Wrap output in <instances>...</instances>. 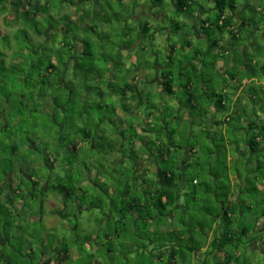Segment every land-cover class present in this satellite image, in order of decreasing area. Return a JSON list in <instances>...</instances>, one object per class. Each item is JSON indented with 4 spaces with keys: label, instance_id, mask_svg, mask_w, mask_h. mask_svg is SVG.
Listing matches in <instances>:
<instances>
[{
    "label": "rangeland",
    "instance_id": "rangeland-1",
    "mask_svg": "<svg viewBox=\"0 0 264 264\" xmlns=\"http://www.w3.org/2000/svg\"><path fill=\"white\" fill-rule=\"evenodd\" d=\"M46 1L48 3H45ZM170 1L162 0L163 3L160 2L162 5H159L160 3H154V0H87L86 3H82L84 5L81 4V7L73 8L69 5V0H33V5L27 9L31 18L29 21L23 20L21 12L16 14L15 19H12L6 10H0L2 11L0 12V53L3 54L1 58L8 67L5 69L0 65V94L11 92V96L4 95L8 98V104H0V236L3 238V243L0 245V259L3 260L0 264H4L3 262L7 259H16L20 264H37V259L43 253L42 246L47 251L55 249L50 256L57 260L59 253L66 248H77L80 242L84 241V237L88 238L92 250L86 255L78 254L76 260L67 264H166L168 258L163 256L160 261L158 255L159 252L165 251L162 245L169 240H175L182 249L181 256L176 255L175 264H203L206 259L211 260V256L208 255L209 252L205 253L206 251L200 250L208 242V238L204 237L197 228L196 221L203 219L201 209L215 208L216 204L215 206L212 204L222 198L223 188L227 187L228 183L230 192H232L231 189L235 184L237 186L238 179L244 185H248L242 191L241 200L247 199L250 207L257 203H255L257 196H264V150L258 154H250L249 150L244 147V132L240 137L238 131L240 126L237 124L239 117L235 116V113L231 116L230 123L223 125L221 122L225 113L229 110L233 111L230 99L232 90L238 86V83L242 86L240 99L246 101L247 108L246 111H242L243 106H240L238 102L233 106L238 112H244L242 118L254 122L258 102L264 103V75L259 68L264 64V26L262 30L256 32V45L245 51L246 62L242 63L247 66L248 73L245 74L242 67L238 68L239 62L237 61V66L223 75L221 70V72L215 71L212 68L214 50L206 49L203 42L196 40L192 26L183 27L182 30L177 31L178 35L188 37L189 48L185 46L184 36H173L175 34L173 28L176 24H181L183 14L175 13L170 8ZM172 1L175 2V0ZM236 1L238 4L242 2V0ZM248 1L252 3L247 11L249 19L255 17L253 13H256L257 8L263 7L264 2ZM194 4L205 10L202 16L204 19L213 22L214 12L210 10L213 7L211 0H194ZM2 6L0 5V8ZM141 8L147 10L150 8L149 10L156 13L164 11L166 17L162 22L150 18L152 26L148 36L139 41V29L133 21V16ZM34 15L37 17L33 18ZM145 18L147 17L143 16L142 20ZM60 26L64 27L65 35H62ZM250 27H252V22H250ZM57 28L59 31L56 35L45 36L46 30H48L47 33H53V30ZM130 28L132 30H129ZM164 29L166 32L168 30L173 33H170L167 38ZM123 31H126V39L122 35ZM204 34L212 42L215 28H205ZM72 36L81 42L82 46L85 41V47L83 46L82 51L76 54L77 68L74 61L67 63L68 56L72 53L69 51L70 44H74ZM228 39L229 37H221V40ZM169 43L175 45L170 65L166 62L165 52ZM245 43L243 35L240 39H236V45L245 46ZM131 44L132 46L135 44L136 47L141 45L133 54L130 53L134 60L121 53L123 48ZM30 54H33V57L34 54L41 57L43 62L52 61L61 73L65 71L66 66L68 69L63 79L66 89L57 85L60 73L58 74L56 70L50 74L42 72L41 79L44 84H38L41 80L36 81L37 71L21 72V67H24L23 62L11 68L14 57L18 56L21 61V59L28 58ZM240 58V61L243 60V57ZM195 60L199 63L198 65L189 64ZM154 66L159 67V72L163 67L164 71L170 66L167 69L172 75V82L180 87L175 96L152 91L154 85L142 88L146 83L144 73L147 72L148 75L154 77L156 68ZM165 74L167 72L159 75ZM233 74L239 77V82L236 81L234 84L230 80ZM241 76L244 82H240L243 80ZM21 77L24 78L22 84L19 83ZM187 79H190V82H187ZM187 83H190L191 89L199 96V99L202 93L200 87L203 84L205 97H211L212 100H196L198 104L194 107L193 103L188 100V90L184 88ZM134 84L141 86V88L137 87L139 92H145L138 93V99L141 100H137L136 107L129 106V110L123 112L120 109L125 114V118L119 117L121 115L114 109L118 110L120 100H114V96L118 95V88H124L126 85L131 86L137 94ZM21 92L27 93L24 94V100L20 102L15 95ZM112 92H114L113 95H111ZM213 94H223L226 102L225 106L216 108L214 112L212 107L205 106L209 101L213 106ZM2 96L1 94L0 103ZM84 96L86 102L85 106H82L84 102L81 98ZM248 105L254 107H248ZM51 107L55 109L50 110ZM136 109L142 116L135 115ZM151 112L155 117L151 118L147 124L145 117ZM186 113L189 115L187 118L184 117ZM81 114L83 117H80ZM176 114L183 116L184 121L180 123L181 132L175 133L172 137L173 145H168L166 138L168 136L160 120L170 122L173 117H177ZM262 117L260 119L264 121V116ZM214 118L218 122L212 126L210 120ZM167 125L168 132L178 129L173 120ZM96 126L106 133L103 138L110 140L108 142L112 141V144L120 141L118 132L124 136L126 140L124 146L128 148L124 152L127 157L124 160L127 166L125 169L114 164L118 157L116 154L111 155L112 163L109 162L110 166L105 168L106 166L102 163V153L109 152V149H106L108 142H103L102 138L93 135V129ZM84 128L90 130L97 145L95 150L89 154L82 152L78 158L85 164L89 157L95 158L94 163L87 166V170L83 169L84 171H98L102 176L101 191L92 186L79 187L82 169L80 170L76 164L71 162L69 154L64 156L63 153H57L56 142L58 140L64 138L62 144L68 146V142L81 136L79 131ZM138 129L148 130L149 136L142 139L141 136L135 135ZM130 138L135 139L134 145L145 152L154 151L155 153L160 148L159 141L163 146L168 145L166 147H169L171 153L167 162L162 163L159 157L156 158V162L166 171L183 175L185 187L181 202L187 205V208L185 213L178 211L175 216L176 220L179 218L183 220L178 229L183 235V240H179L172 233H160L162 216L149 218L145 211H141L139 212L140 219L134 225H130V215L125 211L120 214L121 210L127 208L128 201L122 203L121 199L113 196L112 193L115 190L116 193H120L125 185H128L130 197L134 194L132 185L129 183L130 179L128 180L130 178L129 168L131 176L133 173L131 168L133 163L130 159L132 157L133 160L134 154L129 151V145H132L129 143ZM234 146L239 151L236 152L233 149ZM184 153H187V157ZM44 158L54 159L56 164L50 170L43 168L36 171L38 174L28 168L33 162H40ZM182 163L184 167L186 166L185 168L181 167ZM253 163H257L258 169L255 165L252 167ZM20 171L24 173L23 176L30 175L39 182L41 179L44 182L48 180L50 188L48 195L44 194L46 200L51 199L54 202L55 195L52 194V186L65 184L67 188L64 190L70 189L73 192L64 199L66 208H63L58 197L55 208L52 207L50 210L45 209L40 198L33 199L29 203L25 201L14 204L15 201L12 200L13 205H10L12 187L8 186L7 182L9 179L16 181ZM67 177L72 180L73 185H67ZM25 178L21 179L28 187L29 183H25L27 182ZM193 179L197 181L195 184ZM13 184V188L18 190L22 196L26 187L22 185L20 190L15 183ZM74 185L78 187L74 188ZM254 185L256 191L253 189ZM110 186L114 188L110 192L111 195L108 194ZM238 189L235 187L233 192L238 193ZM37 191L41 192L40 189ZM77 192L80 196H77ZM84 193L87 194L86 197H83ZM73 194L80 200L82 208L78 215L73 214L76 209L72 202ZM110 201L114 204L112 207ZM261 201L263 202L256 208L257 213L264 210V199ZM82 205L86 207V210ZM94 205L98 208L92 207ZM235 206L239 212L240 206L237 204ZM254 208L242 209L246 218L244 223L250 227L253 226ZM118 210H120L119 213ZM60 211L61 216L68 215L64 217V220L58 215ZM150 214L156 216L158 213L151 210ZM164 222L166 223L164 225L169 228V223L165 220ZM260 224L261 222L258 221L256 226ZM213 227L215 228V225ZM234 227L238 229L237 224H234ZM133 228L135 232H131ZM92 236L96 238L92 239ZM129 242H132L133 246L128 244ZM150 242H152L151 245ZM94 247H96L95 250ZM31 248L33 249L32 255L28 253ZM3 254L5 258L1 257ZM180 257L183 259L181 260ZM243 257L244 262L242 263ZM237 264H264V256L262 253H253L242 248Z\"/></svg>",
    "mask_w": 264,
    "mask_h": 264
},
{
    "label": "crops",
    "instance_id": "crops-1",
    "mask_svg": "<svg viewBox=\"0 0 264 264\" xmlns=\"http://www.w3.org/2000/svg\"><path fill=\"white\" fill-rule=\"evenodd\" d=\"M16 1L17 0H5L3 2L2 1L0 2V4L1 3H5V2L7 3L6 11H7V13H9L10 18H12V19H15L16 18V14H18L20 12L21 13H27V9L29 7V6H26L27 2L25 0H18L19 3H20V7L16 9L15 8ZM86 1L87 0H69V5L72 6L73 8H75L77 6L81 7V4L82 3H86ZM158 1L162 2V0H158ZM211 1L213 2V7H211L210 10L214 12V17H215L216 3H215V0H211ZM256 1H258V0H256ZM259 1L260 2L261 1L264 2V0H259ZM45 3H48V2L46 1ZM162 3L159 4L158 2H156V4H159V5H162ZM170 3H171L170 4V8H172L173 11L176 13V0H175V2H173L171 0ZM251 4L252 3L250 1H248V0H242V2L240 4H238L237 1L234 0L233 8L226 9L225 14H224V16L228 17L231 20V22L225 28L224 31H219L215 27V23L214 22H213L212 25H210L212 22L203 24L202 23L203 21H207L206 19H204L202 17L203 14L205 13V10L203 8L195 6V5L191 6V10L189 9L191 11L190 13H188V12L182 13L183 17L181 18L182 20L180 21L181 24H176L175 25V27L173 28V31H174L175 34H173V36L174 35L175 36H184V38H185L184 39L185 40V46L187 48H189L190 47V43L188 42V37H186V35H178L177 31H179V29L182 30L183 27L192 26V28L194 29V35H195L196 40L203 42L204 45H206L205 47H207L206 49L210 48V49L214 50L215 56L217 57V59L213 60V69H215V71L216 70L217 71L221 70L222 74L224 75L226 73V71H228L231 68L237 66V64H238L237 61H238L239 62L238 68L242 67L244 73L246 74V72L248 73L247 66L245 65V63H242V62H246L245 61V57H247V55L245 56V53H246L245 51L248 48L252 49V47L256 45V35H257L256 32H257V30H262L263 26H264V6L260 7V8H257L256 13L255 12L253 13V15L255 14V17H253V18L251 17L249 19L247 18V11H248L249 5H251ZM82 5H84V4H82ZM153 6L154 5H152V7ZM193 7H195V9ZM149 9L150 8H148V10L144 9V8H141V10H139L137 12V14L133 16V21L136 22L137 27L139 29L138 30V38H139L138 40L139 41H140L141 38L145 39L148 36V32H149V30H150V28L152 26L150 18L151 19H155L158 22H162V20L166 17L164 15V11L156 13L155 11L149 10ZM83 11L87 12L84 9H83ZM39 15H42V14H39ZM141 16L142 17L144 16V17H147V18H145V20H142ZM35 17H37V16L36 15L33 16V18H35ZM250 22H252V27H250ZM207 25L211 26L212 28H215L214 40H212V42H211V39H209L204 34V28ZM60 27H61L60 30L62 32V35H65L66 31H65L64 27H62V26H60ZM259 27H260V29H258ZM58 28L56 30V33L59 31ZM50 30H51V28H50ZM129 30H132V29L130 28ZM46 31L48 32V30H46ZM125 32L126 31H123L122 35L126 39L127 34H125ZM165 33L167 34V38H168V35H170V33H173V32L172 31H168V30L166 32V30H165ZM242 35L244 37V41H246L245 46L236 45V39H240ZM221 37H223V38L229 37V39L228 40H221ZM72 38H73V36H72ZM73 41H74V44H73L74 47L71 48L72 54L70 56H68L67 63H72L74 61L75 67L77 68L76 54H78V53H80L82 51L83 46H82L81 42H78L76 40V38H73ZM214 41H216V45H213ZM138 45H139V42H138ZM140 46L136 47L135 44L133 46L131 44L129 47L123 48L121 50V53H122L123 56L131 57V60H134V58L132 57L133 55H130V53L133 54V52L137 48H139ZM174 46L175 45H173L171 43H169V45L166 46L167 47L166 50H165L166 56L169 55L170 58H171V61L167 60V58H166V62L169 63V65L172 63L173 54H174V51H175L174 50ZM142 50H144V49H142ZM171 50L173 52L172 54L170 53ZM259 52H261V50H259ZM228 55H230L231 57L228 58L227 57ZM35 56L36 55L34 54V57ZM174 57H176V55ZM240 57H243V60L240 61V59H241ZM224 58H225V60H223ZM16 61H19V58H16ZM192 63L193 64L196 63L197 65L199 64V63L196 62V60H195V62H191L189 64H192ZM53 64H55V63H53ZM154 68H155L154 77H153V75H148L147 72L144 73V80H145L146 83H145L144 86H142V88L143 87L146 88L148 86H153L154 85L153 89H151L152 91L154 90V92H156V93L157 92L163 93V90H162L163 88H162V85H161V82H160V78L163 77V75H159V74L166 73V72H168V70L166 68L163 71V69H164V67H163L162 68L163 72L162 71L159 72L158 71L159 70L158 66H154ZM154 68L152 67V70ZM201 68H203V67H201ZM259 68L263 71L262 74L264 75V64L260 65ZM67 69L68 68L65 66V71L63 72L64 74H62V80L65 78V74L67 72ZM156 70H157V72H156ZM171 76L169 75V78H171V80H172ZM242 79H243V77H242ZM230 80H232V83L234 84L236 81L239 82V77L234 76V74H233L232 77L230 78ZM161 81H162V79H161ZM188 81L190 82V79H187V82ZM242 81L244 82L245 80L243 79L240 82H242ZM249 81H251V80H249ZM64 85H65V83H64ZM133 86L136 87V89H137V87L141 88V86L140 85L137 86V84L136 85L134 84ZM64 88L66 89L65 86H64ZM179 89H180L179 86L177 87L176 85H174V87H173V91L175 92L174 96L177 93V91H179ZM200 89L202 90L200 99H199V96L197 94L194 95V92H193V99L191 100V103H193L194 107L197 106V104H198V102H196V100H200L201 101V100L211 99V97L210 98L205 97L206 94L203 92V89H204V85L203 84L201 85ZM138 90L139 89H137V94H135L133 88L131 86H129V85L124 86V88H118V93H117L118 95L116 94L117 96H114V100H117V101L120 100V102H119L120 104H118L119 105V107H117L118 110L114 109V111L118 112V114L121 115L119 117H122V118L124 117L125 118V114L122 113V112L125 111V110H129V106H134V107L137 106V104H138L137 100H141V99H138L139 98L138 93L141 94L142 92H145V91L139 92ZM188 90H190V89H188ZM241 91H242L241 83H238V86H236V88L234 87V89L232 90L231 99H230L233 111L229 110L227 113H225V115H224L223 119L221 120V122L223 123V125H225L227 123H230L231 122V116L235 113V116L239 117L238 118L239 119V123H237L240 126L238 128L239 135L243 136V132H244V137H245L244 139L246 140L247 139V130H248V127L251 126V124H253V123L260 124L261 122L264 123L263 119H260V118H263L262 116H264V103L258 102V109L256 111L258 114L257 113L255 114V121L254 122L247 121L246 119L242 118V114L244 112L243 113L241 111L238 112L237 109L234 108V106H233L234 103L238 102L240 104V106H243L242 107V109H243L242 111H246L247 103L243 99H240ZM113 93L114 92H112L111 95H113ZM222 95L223 94H220V96H222ZM213 98H214L213 106H212V103L210 101L207 102L208 104H205V106L209 107V108L212 107L213 108V112H214L215 109L218 108V107H216V98L217 97L213 96ZM81 100L84 102L82 106H85L86 97L85 96L82 97ZM225 104H226V102H225V99H224V106H225ZM248 107H252L253 108L254 106L248 105ZM52 108H53V110L55 109L54 107H51L49 109L51 110ZM132 108L133 107H131V109ZM202 108H203V106H202ZM120 109L122 110V112L120 111ZM116 112H115V114H117ZM128 113L129 112H127V114ZM122 114H124V115H122ZM135 115L136 116H142V114L138 110L135 111ZM176 116L177 117H175V118L173 117L172 118L173 122L175 123V126H178V129L176 131L168 132V128H167L168 125L167 124H169L172 120H170V122L168 121L167 123L164 120H160L163 123V129H164V131H166V134L168 136L166 138H167L169 143L171 141H173L172 137L175 135L174 133L181 132L180 131V129H181L180 126H182V125L180 123H183L184 117L187 118V116H189V115L186 113V115L184 114V117L181 116L180 114L179 115L176 114ZM154 117H155V115L153 114V112L147 114L146 117H145V120H146L147 124H149L151 118H154ZM85 118L86 117H84V119ZM210 122H211V125L213 126V125H216L218 120H216L214 118L213 120L211 119ZM210 122H209V124H210ZM240 131H242V132H240ZM85 132L87 133V135H84L83 130L82 131L80 130L79 133H81V136L78 139L76 138L75 140H73V144H72L73 151H76V153L73 152L74 153L73 155L75 156V160L78 161V168L80 170L82 169L81 170V174H82L81 181L80 182L78 181L79 184H80L79 187L86 188L88 186H92L96 190H100L101 191L102 188L100 187V184H101L102 176L98 173V171H95V170H93V171H91V170L90 171H84V169H83V168H85V169L88 168L87 166L89 164L94 163L95 158L89 157L86 160L87 161L86 164L84 163L83 165L81 164L82 163L81 160L78 158L80 153L83 152V153H86V154L88 153L89 154L90 152H92L93 150L96 149V145L97 144H96L95 139L92 138V136L90 134V130L87 129ZM93 135L94 136H98L99 138H102V140H104L103 142L110 141L108 139L103 138L104 136H106V133H103V131L97 126L94 127V129H93ZM117 135L120 136V141H117V142H115L113 144H112V141L108 142L106 149H109V152L102 153L103 154L102 155V158H103L102 163L106 166L105 168H107V166H110L109 162L112 163V158H111L112 154H116L118 156L117 160L114 161V164L122 166V167H124V169H125V167H127L126 164L124 163V160L127 159V157L124 155V152H125V150L128 149V148H125V146H124V143L126 142V140H125L124 136L121 133L118 132ZM135 135H139L143 139V138H145V137L147 138L149 136V132L146 129H138V132H135ZM130 139L131 140H130L129 143L132 144V145H129V151H131L134 154H133V160H132L131 156H130L131 159L128 157L133 163V165H131L133 173H132V176L131 175L129 176L130 178H128V180L130 179L129 183H131V185H132V188L134 190V194L130 197L129 190H128V185H125V187L123 188L122 192H120V193L117 192L116 193V190H115L112 193V195L113 196H117L119 199H121L122 203H124L126 201H128V203H130L131 199H134L133 197L136 196V197H138V200L136 199L137 203L139 205H141L143 203V201L141 199H142V195H143L144 192L145 193L146 192H152L153 194H157V191H163V190H166V189L168 190L169 188H171L170 184H168L166 182L165 178L161 177V175L159 174L160 167L158 166V164L156 162V158L159 157L161 159L162 163L163 162H167V160L169 158V155H167V153H166L167 151H165L164 147H166L168 145H173V143L172 144H168L166 146L165 145L163 146L162 142L159 141L158 144H159L160 148L154 153V151L153 152H151V151H147V152L143 151L142 148H138L136 145H134L135 144V141H134L135 139H133V138H130ZM74 146H76V149L73 148ZM244 147L247 148L246 145ZM235 148L237 149L236 146L233 147V149H235ZM68 151H69V148L67 147L65 149V151L63 150V152H60V153H63V155L66 156L67 154H69ZM237 151H239V150L237 149ZM249 152H250V150H249ZM170 153H171V151H170ZM185 154H186V157H187V153H184V155ZM250 154H252V153L250 152ZM155 155H156V157H155ZM44 164H46L44 161L43 162L42 161L35 162V163H32L31 166L28 167V168H30L31 170L36 172V171H39V170H41L43 168H45L47 170H50V168L53 166V165H51V166L48 165V167H49V169H48L47 167L44 166ZM249 164H251V163L249 162ZM254 165L256 166V164L253 163L252 167ZM181 167H184L183 163L181 164ZM184 168H182V169H184ZM256 168L258 169L257 166H256ZM129 170H130V168H129ZM112 172H114V171L112 170ZM23 175H24V173H22L20 171L19 172V178H23V177L25 178L26 177L25 180H27V181H28L29 178H33L30 175H27V176H23ZM180 175H181V177H180ZM179 178H181L182 180H180ZM33 179H35V178H33ZM177 179L178 180H176L175 183H178L179 191L181 192L178 204L169 207L168 209L170 211L163 217V220H165L166 222L169 223L170 230H169V228L166 225H161L160 228H159V231H160V233H172L175 236L177 235L176 237L179 238V240H181V239L183 240V235H181V233L178 231V229L180 227L179 224H181L182 219L179 218L178 220H176L175 216L177 215L178 211L179 212L181 211L182 213H185L187 205H183L182 202H181L182 201L181 198H182V196L184 194V187H185L184 186L183 175L181 173H179ZM144 180H147V181L145 182ZM179 181H182V182H179ZM25 183L28 184V182H25ZM22 185L25 186L23 182H22ZM22 185H21V187H18V188H20V190L22 188ZM40 186L43 187L44 190H42V191L44 193V191L47 190L48 187H49L48 180H46L44 182V180L41 179V181L38 183L37 188L34 187L35 189L34 188L31 189L30 183H29L28 187L25 186L26 188H24L25 191H24L22 196H21V194H20V192L18 190H15L16 194H15V196L13 198V200L15 201L14 204L17 203V202H25V201H28V203H29L33 199L37 200L38 198H40V201H41L42 205L45 206V209H49L50 210V209H52V207L55 208L56 202L54 203L51 199H47L46 200V196L43 195V194H42V196L41 195L37 196V194H38L37 189ZM76 186L78 187V185H74L73 187L76 188ZM247 186H248L247 184L244 185L240 181V179H238L237 186L235 184L233 186V188L231 189L232 192H230L228 194V196H227L226 208H229L230 211L234 214L233 220H234L235 224L238 225V227H240V224L244 223V221L246 220L244 211L242 209L244 208L245 210H248L247 207L249 206V203H248L247 199L242 201L241 200V195H242V191L245 189V187L247 188ZM235 187H236V189H238L237 187L241 188V189H238L239 190L238 193L237 192H233ZM113 190H114V188L112 186H110L109 189H108V194L111 195L110 192L113 191ZM69 192H71V191H69ZM63 193L66 195V194H68V191L63 190ZM77 193H78L77 196H80L79 192H77ZM83 195H84L83 197H86L87 194L84 193ZM164 200L165 199L162 198V201H164ZM73 203H74V206L76 207V211H78V213H80L82 208H81L80 200L78 199V197H76V200ZM110 203H111V207H112L114 204L111 201H110ZM128 203H127V205H128ZM235 204H237V206H240V208L238 209L239 212H237ZM62 206H63V203H62ZM82 207L85 208L84 210H86V207H84L83 205H82ZM92 207L98 208L97 205H94ZM63 208L65 209L64 206H63ZM61 211H63V209ZM61 211H60V214H58V215H61ZM126 213L128 215H130V217H131V219L129 221L130 225H132V224L134 225L136 223V221L140 219L139 212H137L136 210L135 211L134 210H129ZM67 216H68L67 214H64L60 218L64 220V217H67ZM159 216H161V215L158 213L156 216H153V217L157 218ZM106 218H107V216H106ZM262 219L264 220V216H263ZM263 220H260L262 225H264V221ZM215 227H216V225H215ZM213 228L205 229L203 232L200 231L203 234L204 237L206 236V238H208V242H206V245L200 248L201 251H203V252L206 251L205 253H208L211 250L210 249V241L212 240V237H213V234H214ZM131 232H135V229L133 228L131 230ZM91 238L95 239L96 236L95 237L92 236ZM91 238H89V239H91ZM106 238H108V236H106ZM87 239H88L87 237H84V239H83L84 241L80 242V245L77 246V248L75 247V248L69 249L67 255L69 256V258L71 260L70 262H73L74 260H76L75 258L78 256V254L80 255L82 253L81 249H85L87 254H88V252L90 250H92V247H90L89 241ZM1 243H3V238L0 236V245H1ZM128 244L133 246L132 242H129ZM151 244H152V242H150V245ZM163 245H165V246H163ZM163 245L162 246L165 247V251L161 252V253L159 252L158 260L161 261L162 257L166 256L168 258V262L166 264H168V263L175 264L174 262H176L175 261V258L177 257L176 255L180 254V256H181V254H182V249L180 248L181 246L179 245V243H176L175 240L166 241V242L163 243ZM95 249H96V247H94V250ZM205 249H207V250H205ZM54 250L55 249H50V251H47L42 246L41 247V251L43 253H42L41 257L39 259H37V264H44L47 260H50V264H56V263L57 264H62V263H64V262H61V260H60V257H62L63 254H61L57 258V260L55 258H53V256H50L51 252L54 251ZM246 250L252 251L253 253H262L264 255V238H261L260 240H252L248 244V246L246 247ZM49 252H50V254H49ZM28 253L32 255L33 254V249L31 248ZM215 253L216 252H214L212 255H210L211 259L215 257L214 256ZM215 255L218 256L217 253ZM180 258H181V260L183 259L182 257H180ZM6 262L7 263L10 262V259H7Z\"/></svg>",
    "mask_w": 264,
    "mask_h": 264
},
{
    "label": "trees",
    "instance_id": "trees-1",
    "mask_svg": "<svg viewBox=\"0 0 264 264\" xmlns=\"http://www.w3.org/2000/svg\"><path fill=\"white\" fill-rule=\"evenodd\" d=\"M1 1L3 2L5 0H0V2ZM25 1L27 2L26 6H32L34 3L33 0H25ZM156 2L160 3L158 0H154V3H156ZM215 3H216V11H215V17L213 19V22L215 23V27L219 31H224L225 28L231 22V20L228 17L224 16V14H225L226 9L233 8L234 0H215ZM0 5H3L2 8H0V10H2V11L6 10V7H7L6 2L1 3ZM194 5L195 4H194L193 0H176V13L182 14V13L188 12V11L191 12L190 11L191 6H194ZM19 7H20V3L17 0L15 8L17 9ZM2 11H0V12L2 13ZM23 18H24L23 20L29 21L30 20L29 13L28 12L23 13ZM213 22L211 23L208 21H203L202 23L203 24L211 23L210 25H212ZM210 27L211 26L207 25L205 28H210ZM205 28H204V30H205ZM23 33H24V31H23ZM83 43L85 45V41ZM213 45H216V41L213 42ZM73 47H74V45L70 44V47H69L70 50L69 51H71V48H73ZM36 49H38V48H36ZM170 53L171 54L173 53L172 50L170 51ZM70 54H72V53H70ZM2 55L3 54L0 53V65L2 68L6 69L8 67L5 66L4 61L1 58ZM16 58H19V57L17 56V57H14L12 59L11 68L20 64V63L21 64L24 63V67H21L22 68L21 72L27 73L28 70H30L28 73H30L32 71H37L36 81L38 82L41 80V82H38V84H44V81L41 79V77H42L41 73L42 72H45L46 74H50L49 72L52 73L53 70H56L58 74L60 73L58 75L57 85L59 87H63L61 85V82L59 81L62 78V74L58 70V67L53 65V63L50 60L43 62L41 57H39V56L33 57V54H30V56H28V58H25L23 60L21 59V61H19L18 63H15ZM216 58L217 57L215 56L214 59H216ZM167 60L171 61V58L169 55H167ZM168 65H169V63H168ZM167 68L169 69L170 66ZM168 71H170V70H168ZM12 74H13V72H12ZM169 75L171 76L170 72H167V74L163 75V77L160 78V82H161V85L163 88L162 89L163 93L168 94V95H174V93H175L173 91L174 84H173L171 78H169ZM23 77H21L19 79V83H21V84L23 83V81H22L24 79ZM161 79H162V81H161ZM184 88L186 90L190 89V90H188L187 94L189 97L188 100L191 101L193 99V92L194 91L191 89V86L189 83H187L186 86H184ZM64 90H65V88H64ZM21 93L15 95V96H17L16 99L19 100L20 102L22 100H24V94L27 92H25V93L21 92ZM1 94L3 96L1 97V103L0 104H5V102H8V98H6V97L11 96V92L10 93L9 92H3ZM194 95H195V93H194ZM212 96L217 97L216 98V107H220V106L222 107V105L224 106L223 95L220 96V95L213 94ZM80 117H83V114H81ZM85 120H86V118H85ZM85 131L86 130L84 128L83 133H84V135H87V133ZM249 133H250V135H248ZM240 137H242V136H240ZM244 142L252 154H258L261 151H263L264 150V148H263L264 147V123L261 122L260 124H256V123L251 124V126L248 127L247 139L246 140L244 139ZM169 144H172V141ZM66 147L67 146H64V144H61L60 146H58L57 153L63 152V150L65 151ZM73 148L76 149V146H74ZM164 148H165V151H167L166 152L167 155H170L169 147H164ZM236 151H237V149H236ZM73 152L76 153V151H73ZM68 153H69V151H68ZM73 154L74 153H69V156L71 157V162L74 164H77L76 166L78 167V161L75 160V156ZM43 161L47 165H50V166L53 165L55 162L54 159L50 160L49 158H44ZM81 162H82L81 164L83 165L84 161H81ZM33 163H35V162H33ZM36 174H38V173H36ZM129 174L131 175L130 170H129ZM159 174L161 175V177L165 178L166 182L168 184H170L171 188H169L168 190L166 189L163 191H157V194H153L152 192H146V193L144 192L142 195V199H141L143 201V203L141 205H139L137 203L138 197L134 196L133 197L134 199H131V202L128 203L127 208H125L121 211L118 210L117 212L119 213V211H120V214H122L124 211L127 212L129 210H134V211L136 210L137 212L145 211L146 215L149 216V218H153V215H151L150 212H151V210H154L155 212L159 213L162 217H164L170 211L168 209L169 207L178 204L181 192L179 191L178 183H175V182H176V180H178L177 178H178L179 173L175 174L171 171H166L165 169L160 168ZM81 176H82V174H81ZM180 177H181V175H180ZM224 177L227 178L225 175H224ZM179 179L182 180L181 178H179ZM80 181H81V179H80ZM144 181L146 182L147 180H144ZM73 182H74V180H73ZM179 182H182V181H179ZM196 182L197 181H195V179H193V183L195 184ZM35 183H36L35 185L38 186L39 181H36ZM66 183H67V185H73L72 180L69 177H67ZM60 184H57V185H60ZM62 185L63 184H61V186ZM207 187L208 186H206V188ZM63 188H67L65 184L63 185ZM253 189H254V191H256L255 185H254ZM11 191L12 192H10V201H11L10 204H12V200L16 194V191L14 188H12ZM67 191H68V194H66V196L68 197L71 194V193H69V191L72 192V190L68 189ZM223 191H224V193L222 194V198H220L221 200L218 199V200L214 201L212 204V206L213 205L215 206V204H216L215 208H212V206H211V208L213 209V212H212V209H209L206 207L202 208L201 212H202L203 219H199L198 221H196L198 224L197 228L201 232H203L205 229H211L214 225H216V227L213 228L214 234H213L212 240L210 241V249L211 250H210L208 255H212L214 252H216L217 255H219V253H221L220 257L216 256L215 255L216 253H215L214 258H212L209 261L206 259L203 264H237V262H239L240 251H242V248L246 249V247L248 246V244L252 240H260L261 238H264V225H262V223H261L259 226H256L258 221H260L264 216V210L260 211V213L258 212L259 214L257 213V210H256V208H258L259 204L261 202H263L261 200L264 199V196L263 197L257 196L255 198V203L256 202L257 203L255 205H253L252 207H250V204H249V206L247 207V209L249 210L250 208L252 209V208H254V206H256L254 208V210H255L254 211V219H252L253 220V223H252L253 226L250 227L249 225H246V223H241L240 227H238V229H237L234 227V224H235V222L233 220L234 214L230 211L229 208H226L227 196L230 193V185H228V183H227V187L223 188ZM162 198H164L165 200L162 201ZM154 215H155V213H154ZM194 216H196V214ZM206 216H207V220H206ZM204 217H205V219H204ZM194 219H196V218L194 217ZM144 220L147 222V220L145 218H144ZM182 222H183V220L181 221V223ZM161 224L162 225L165 224L164 220L161 221ZM143 226L146 227L145 224H143ZM250 231H253V233H250ZM163 246H165V245H163ZM65 248H66V246H65ZM68 251H69V249L66 248L63 250L62 253H59V256L61 254H63V256L60 257L61 262H64L66 264L71 261L69 256L67 255ZM81 252L85 255L87 254L85 249H81ZM1 257L5 258L4 254ZM2 260L3 259H0V262ZM241 262L242 263L244 262V257L241 260ZM3 263L4 264H20L16 259L15 260L10 259V262L7 263L6 261H4ZM44 264H50V260H47ZM168 264H173V263H168Z\"/></svg>",
    "mask_w": 264,
    "mask_h": 264
},
{
    "label": "flooded vegetation",
    "instance_id": "flooded-vegetation-1",
    "mask_svg": "<svg viewBox=\"0 0 264 264\" xmlns=\"http://www.w3.org/2000/svg\"><path fill=\"white\" fill-rule=\"evenodd\" d=\"M52 30V29H51ZM57 30V29H56ZM56 30H53V33H47V32H45L46 33V35L45 36H47V37H50V36H53V35H56ZM51 71V70H50ZM50 73V72H49ZM61 74H64V73H61ZM60 82H61V85L64 87V82H63V80H62V78L59 80ZM5 104H8V102H5ZM4 123V122H3ZM5 124V123H4ZM3 125V124H2ZM3 127H5V125H3ZM61 129H62V127L60 126V131H61ZM3 130V129H2ZM63 140H64V138L62 139V140H58L56 143V146H60L62 143H63ZM72 144H73V141H70V142H68L67 143V147L69 148V153H73V149H72ZM66 147V148H67ZM42 162H43V160H42ZM54 164H56V162L54 163ZM53 164V165H54ZM44 166L45 167H47L48 169H49V167H48V165L47 164H44ZM39 168V167H38ZM18 177H19V174H18ZM22 180L23 179H21V178H18L16 181H13V180H10L9 179V181L7 182V185L8 186H10V187H12L13 188V183H15L16 185V187L18 188V187H20L21 185H22ZM27 181V180H26ZM37 180L36 179H33V178H29L28 179V183H30V187H31V189L32 188H37V186L35 185V182H36ZM10 183V184H9ZM34 188V189H35ZM49 188H50V186L48 187V189L47 190H45L44 191V193H43V191L42 190H44L43 189V187H39L38 189H40L41 190V192H38V196H42V194L44 195H46L47 193H48V190H49ZM63 190H64V188L63 187H61L60 185H57V186H52L51 187V191H52V194H54L55 195V199H54V203L56 202L57 203V197L59 198V200L63 203V206L66 208V204H65V202H64V199H66L67 198V196L63 193ZM69 193H72V192H69ZM48 195V194H47ZM73 197H74V195H73ZM76 200V198L74 197V200L72 199V202H74ZM53 203V202H52ZM74 204V203H73ZM55 214V213H54ZM59 214V213H58ZM74 215H78L79 213H78V211H76V209H75V211H74V213H73ZM72 214V216H74ZM61 216V215H60ZM108 217V216H107Z\"/></svg>",
    "mask_w": 264,
    "mask_h": 264
}]
</instances>
